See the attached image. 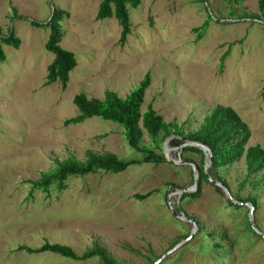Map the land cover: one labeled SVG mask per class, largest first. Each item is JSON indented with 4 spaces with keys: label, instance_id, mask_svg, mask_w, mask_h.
Returning <instances> with one entry per match:
<instances>
[{
    "label": "rangeland",
    "instance_id": "rangeland-1",
    "mask_svg": "<svg viewBox=\"0 0 264 264\" xmlns=\"http://www.w3.org/2000/svg\"><path fill=\"white\" fill-rule=\"evenodd\" d=\"M101 1L0 0V37L13 29L20 42L17 49L0 42V264H100L97 258L81 262L16 251L44 243L68 246L79 256L101 248L119 264H150L190 235L160 264H264V162L252 176L244 157L218 169L234 200L255 201L251 219L249 207H231L209 181L194 188L193 170L180 157L195 165L200 155H181L167 141L162 152L170 150L167 158L176 164L101 171L70 177L62 190H31L28 181L70 158L141 159L113 123L65 122L78 115L76 95L103 100L112 91L124 98L147 74L141 114L151 107L188 134L215 108L230 107L249 130L245 148L264 151V10L258 0H141L129 10L131 32L123 45L115 18L95 19ZM54 9L65 12L60 46L77 61L65 90L59 82L45 84L54 58L45 49L49 29L27 21L45 24ZM204 23L199 38L196 29ZM142 133L141 145L153 148ZM197 191L196 199L180 203ZM148 192L144 201L134 198Z\"/></svg>",
    "mask_w": 264,
    "mask_h": 264
},
{
    "label": "trees",
    "instance_id": "trees-1",
    "mask_svg": "<svg viewBox=\"0 0 264 264\" xmlns=\"http://www.w3.org/2000/svg\"><path fill=\"white\" fill-rule=\"evenodd\" d=\"M140 4L141 0H102L95 19L98 21L112 17L115 18L121 28L119 44L123 45L131 32L129 10L137 9ZM258 10L263 12L264 0H258ZM64 16V11L54 9L49 21L45 24L35 20H27L33 27L49 29L45 49L52 53L54 58L47 66L45 84L48 86L59 82L63 90L66 89L69 82V73L77 66L75 55L60 46L62 40L60 23ZM207 24L204 23L196 29L200 32L199 38L202 35L201 31L207 28ZM0 42L16 49L20 44L13 29H10L5 36H1ZM4 61L5 53L0 47V64ZM149 85L150 77L147 74L138 87L124 98H120L112 91H106L103 100L88 98L85 94L80 93L73 98V104L77 108L78 115L65 122V124L78 125L91 118H99L113 123L123 129L128 146L140 153L142 155L141 159L122 161L112 155L97 156L92 153H89L84 161L70 158L58 164L54 171L42 174L39 180L28 181L31 190L47 193L53 186L62 190L65 182L70 177H84L101 171L119 174L131 166L141 164L157 166L166 163L161 147L165 141L168 142L170 147L179 149L181 155L185 153L200 155V163L195 164L198 171L199 183H208L204 173V154L195 147L186 146L180 148L187 142L200 143L208 148L212 155L209 176L212 179H217L226 188L227 184L218 175L219 168L231 165L240 160L241 157H244L247 176H252L262 170L264 151L258 145L245 148L250 136L249 130L232 108H215L210 115L205 117L198 130L184 134L181 126L176 123L164 122L162 117L151 107H148L143 114L140 113V107ZM261 95L264 97V88ZM142 131L146 132L153 148L141 145ZM180 159L186 161V158L183 156ZM151 195V192L140 195L136 194L134 198L138 201H144ZM197 197L198 191L186 193L180 198V203L186 198L193 200ZM236 201H246L256 208V203L253 199H236ZM229 205L239 208L231 202ZM250 231L254 235H258L251 226ZM16 251L25 252L28 255L51 253L65 259L81 262L97 258L100 264H119L101 248L89 250L80 256L68 246L49 243H44L37 249L19 246ZM149 263L153 264L152 261Z\"/></svg>",
    "mask_w": 264,
    "mask_h": 264
},
{
    "label": "water",
    "instance_id": "water-1",
    "mask_svg": "<svg viewBox=\"0 0 264 264\" xmlns=\"http://www.w3.org/2000/svg\"><path fill=\"white\" fill-rule=\"evenodd\" d=\"M186 146H191V147H195V148H197V149H199V150H201L202 152H203V154H204V161H205V163H204V173H205V175H206V178H207V180L210 182V183H212L213 185H215L216 187H218V188H220V189H222L225 193H226V195H227V197H228V199L230 200V202L231 203H233V204H235V205H244V206H246V207H249L250 208V211H249V219H251V217H252V213H253V207H252V205L250 204V203H247V202H237L236 200H234L233 198H232V196L230 195V193H229V191H228V189L221 183V182H219V181H216V180H213L210 176H208V174H207V168L210 166V164H211V157H212V155H211V152L208 150V148L207 147H205L204 145H202V144H200V143H193V142H187V143H185V144H183L180 148H183V147H186ZM170 150H168V149H166L165 150V153H163L164 154V157H165V159L169 162V163H171V164H176V162H174V161H172V160H170V159H168L167 158V153L169 152ZM181 163L182 164H184V165H188V166H190L191 168H192V170H193V175H194V188L197 186V184H198V181H199V176H198V171H197V169H196V167H195V165L191 162V161H181ZM187 191H189V190H183V192H187ZM170 210H171V212L173 213V214H175V212H174V210L172 209V207H170ZM179 218V217H178ZM179 219H182V218H179ZM185 221L186 222H190V223H194L192 220H190V219H185ZM253 227V226H252ZM254 229V228H253ZM192 235H190V237H191ZM190 237H188L184 242H186V241H188L189 239H190ZM184 242H180V243H178L177 245H175L172 249H170L169 251H167L164 255H162L156 262H154L153 264H160L167 256H169L171 253H173L174 251H176L179 247H181V245L184 243Z\"/></svg>",
    "mask_w": 264,
    "mask_h": 264
}]
</instances>
